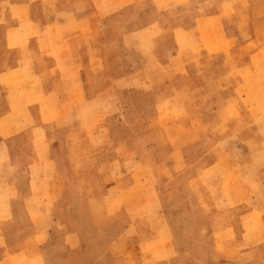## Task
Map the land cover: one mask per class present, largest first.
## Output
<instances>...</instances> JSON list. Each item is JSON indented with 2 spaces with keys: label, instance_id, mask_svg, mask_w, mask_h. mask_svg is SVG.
Here are the masks:
<instances>
[{
  "label": "rangeland",
  "instance_id": "rangeland-1",
  "mask_svg": "<svg viewBox=\"0 0 264 264\" xmlns=\"http://www.w3.org/2000/svg\"><path fill=\"white\" fill-rule=\"evenodd\" d=\"M189 1L154 19L145 3L103 23L89 10L105 73L84 76L71 126L51 105L14 139L15 165L51 187L35 191L46 210L32 223L18 207L0 264H264V6L249 19L228 0ZM211 14L199 31L218 56L197 43L193 58L156 60L159 43L121 40Z\"/></svg>",
  "mask_w": 264,
  "mask_h": 264
},
{
  "label": "crops",
  "instance_id": "crops-1",
  "mask_svg": "<svg viewBox=\"0 0 264 264\" xmlns=\"http://www.w3.org/2000/svg\"><path fill=\"white\" fill-rule=\"evenodd\" d=\"M228 2L237 16L238 12H246L249 19L253 18L254 11L246 6H264V0ZM141 4L153 7L152 19L169 14L165 6H182L183 9L191 6L189 0H97V3L96 0H0V155L5 158L0 163V243L8 240L6 227L19 219V206L23 207L31 223L37 212L44 213L46 208L39 202L35 191L41 182L51 187V182L36 181L29 174L36 165L30 164L26 168L15 165L10 157L15 153L14 139L30 124L40 128L51 105L56 106L60 113L57 124L61 123L60 127L71 126V121H66L76 116L75 109L71 114L72 107L76 106L72 102L75 93L80 88L85 89L87 82L84 76L105 73L104 38L101 34L98 40V29L90 18L89 10L95 11L98 21L103 23L127 8ZM183 17L170 20L169 27V22L157 18L141 30L125 33L121 40L124 43L137 42L135 40L159 43L155 48L156 60L162 56L168 58L169 54L177 56L184 51L186 53L180 55L183 61L193 58L197 43L199 51L220 55L211 46H202L204 42L199 31L201 23L216 21L220 15L195 19ZM260 26L264 32V18ZM194 27L199 33L197 40L190 33ZM190 39L195 43L192 47ZM233 39L232 36L225 37V42L230 43ZM183 41L189 45L180 49ZM262 42L264 44V40ZM18 106L21 109L17 112L15 107ZM69 106L70 115L62 117V109ZM25 174L29 175L26 179Z\"/></svg>",
  "mask_w": 264,
  "mask_h": 264
}]
</instances>
